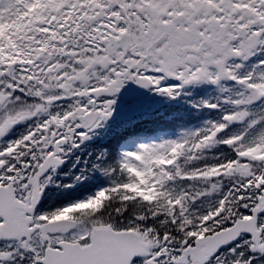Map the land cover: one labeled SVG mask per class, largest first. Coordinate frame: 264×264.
I'll return each instance as SVG.
<instances>
[{"label":"snow or ice","instance_id":"6c2138e0","mask_svg":"<svg viewBox=\"0 0 264 264\" xmlns=\"http://www.w3.org/2000/svg\"><path fill=\"white\" fill-rule=\"evenodd\" d=\"M0 264H264V0H0Z\"/></svg>","mask_w":264,"mask_h":264},{"label":"trees","instance_id":"16d2710c","mask_svg":"<svg viewBox=\"0 0 264 264\" xmlns=\"http://www.w3.org/2000/svg\"><path fill=\"white\" fill-rule=\"evenodd\" d=\"M149 127H150V129H151V126H150V125H149ZM150 129H149V130H150Z\"/></svg>","mask_w":264,"mask_h":264},{"label":"flooded vegetation","instance_id":"af4514ba","mask_svg":"<svg viewBox=\"0 0 264 264\" xmlns=\"http://www.w3.org/2000/svg\"><path fill=\"white\" fill-rule=\"evenodd\" d=\"M148 128L150 129V127L148 126Z\"/></svg>","mask_w":264,"mask_h":264}]
</instances>
